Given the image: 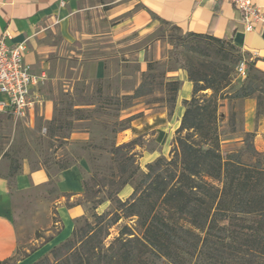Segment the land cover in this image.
Segmentation results:
<instances>
[{"label": "rangeland", "instance_id": "374dc122", "mask_svg": "<svg viewBox=\"0 0 264 264\" xmlns=\"http://www.w3.org/2000/svg\"><path fill=\"white\" fill-rule=\"evenodd\" d=\"M78 7L79 12L71 18L73 41L66 45L54 35L49 40L55 52L49 57L48 82L33 99L34 110L25 120L0 113V175L9 182L12 221L19 239L17 251L5 264L52 260L53 249L71 237L76 220L85 214L92 219L94 204L107 197L109 187L93 196L85 193L83 182L88 181L93 191H98V180L111 177L116 164L109 152L114 143L120 146L136 141L133 153L141 171L162 156L169 158L181 124L179 121L175 127V110L183 87L181 74L188 76L187 69L192 65L200 67L216 58L214 50L207 47L208 40L191 39L172 25L159 22L138 27L135 19L141 6L136 0H79ZM227 49L231 50L229 46ZM208 52L211 56H206ZM96 62L103 64L102 77L90 72ZM236 68L233 76L238 85L247 75L239 77ZM149 73L159 83L181 82L176 104L171 100L172 92L157 88L132 100L130 107L121 108L124 101L118 104L117 99L134 94L143 74ZM220 103L219 132L222 150L228 152L241 147V139L237 138L240 132L232 130L229 101ZM244 103L237 102L234 108L239 130L245 128ZM54 118L56 122L51 123ZM260 119L256 120L257 126ZM68 164L82 183L83 192L78 198H71L59 188L66 171L61 167ZM15 165L22 169L12 176L10 168ZM24 169H43L49 181L34 186L23 175ZM132 192L133 187L128 185L119 192V198L125 201ZM75 204L83 208L84 215L73 220L71 230L65 233L61 209ZM112 209L113 204L105 201L97 212ZM126 224L133 225L134 221L122 219L110 230L105 244L109 245ZM158 264L171 263L160 259Z\"/></svg>", "mask_w": 264, "mask_h": 264}, {"label": "trees", "instance_id": "16d2710c", "mask_svg": "<svg viewBox=\"0 0 264 264\" xmlns=\"http://www.w3.org/2000/svg\"><path fill=\"white\" fill-rule=\"evenodd\" d=\"M185 35L208 40L216 58L187 69L193 95L184 101L185 114L170 157L162 156L141 171L133 153L136 141L114 143L109 152L116 164L111 177L98 180V191L83 182L85 193L93 196L109 187L107 197L96 201L92 219L85 214L76 220L71 237L53 249L52 260L35 264H158L160 259L171 264H264V153L256 148L255 132L238 129L234 111L237 102L254 99L256 120L264 116V73L250 62L246 78L235 85L233 75L242 59L239 50L210 35ZM157 88L172 92L176 104L181 82L159 83L151 73L143 74L134 94L117 102L124 101L121 108L126 109L132 100ZM225 100L233 109L232 130L240 132L241 139V147L228 152L222 150L218 117ZM69 168L63 165L61 170ZM21 169L11 167V175ZM128 185L133 192L124 201L119 192ZM105 201L113 209L100 214L97 209ZM122 219L134 224L122 226L106 245L110 230Z\"/></svg>", "mask_w": 264, "mask_h": 264}, {"label": "crops", "instance_id": "0c3cea01", "mask_svg": "<svg viewBox=\"0 0 264 264\" xmlns=\"http://www.w3.org/2000/svg\"><path fill=\"white\" fill-rule=\"evenodd\" d=\"M79 0H0V40L5 34L11 39L9 45L27 43L25 63L38 75L46 76L45 82L33 93L46 86L51 69L49 57L55 48L49 42L52 35L63 44H70L74 37L71 32V18L79 12ZM141 6L135 24L138 27L153 26L161 21L178 27L183 34L195 33L210 35L220 40L230 41L241 53L264 73V24H255V30L247 33L241 22L240 12L230 3L218 0H136ZM264 7V0H253ZM95 77H102L104 67L101 62L93 63L90 72ZM183 83L175 110V123L185 114L184 101L190 100L193 84L187 75L181 74ZM245 131L256 133V148L264 153V117L257 126V103L254 99L245 100ZM34 186H41L49 181L48 173L39 169L26 171ZM59 188L71 198H78L83 192L82 183L73 169L63 172ZM13 202L8 180L0 175V264L8 261L19 245L17 230L12 221ZM65 230H71L73 220L82 217L84 210L79 204L68 209H61ZM67 226V228H66ZM68 236L70 233L67 234ZM67 236V237H68ZM63 234V239L64 238Z\"/></svg>", "mask_w": 264, "mask_h": 264}, {"label": "built area", "instance_id": "2783aa9c", "mask_svg": "<svg viewBox=\"0 0 264 264\" xmlns=\"http://www.w3.org/2000/svg\"><path fill=\"white\" fill-rule=\"evenodd\" d=\"M232 4L241 14L244 30L251 33L255 24H264V7L253 0H218ZM9 34L0 40V113H10L25 120L35 108L32 93L45 82L46 76L38 75L25 63L27 43L9 45ZM249 61L244 56L236 70L239 77L247 75ZM3 155L0 153V161Z\"/></svg>", "mask_w": 264, "mask_h": 264}]
</instances>
